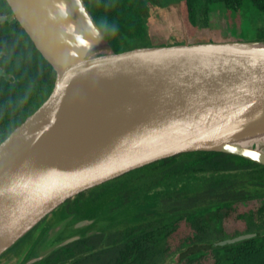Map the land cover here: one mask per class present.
Wrapping results in <instances>:
<instances>
[{"label": "water", "instance_id": "95a60500", "mask_svg": "<svg viewBox=\"0 0 264 264\" xmlns=\"http://www.w3.org/2000/svg\"><path fill=\"white\" fill-rule=\"evenodd\" d=\"M163 1L160 22L184 25V0ZM7 2L56 81L0 142V255L65 200L143 164L209 150L264 165V149L240 142L264 132V40L188 39L115 51L85 0ZM96 221H78L85 230L47 248L61 226L56 220L35 246L39 255L22 264L100 232Z\"/></svg>", "mask_w": 264, "mask_h": 264}, {"label": "trees", "instance_id": "16d2710c", "mask_svg": "<svg viewBox=\"0 0 264 264\" xmlns=\"http://www.w3.org/2000/svg\"><path fill=\"white\" fill-rule=\"evenodd\" d=\"M85 1L115 51L148 45L142 38L152 19L149 4L160 0ZM204 2L199 15L200 0H184L183 18L192 34L209 26L214 5L235 13L245 12L247 5L264 11V0ZM11 14L7 0H0V64L13 75L10 80L0 76V142L47 98L56 81L52 64L20 22L8 19ZM249 39L264 40V26ZM73 200L86 217L134 200L156 203L151 212L102 229L108 232L105 245L117 248L111 264H165L178 254L180 264H264V165L251 159L221 151L183 152L104 180ZM240 204L259 205L238 212ZM231 215L244 227L233 234L225 228ZM245 232L256 235L214 245ZM103 238L104 234H93L69 246L103 245ZM208 255L211 262H204Z\"/></svg>", "mask_w": 264, "mask_h": 264}, {"label": "rangeland", "instance_id": "374dc122", "mask_svg": "<svg viewBox=\"0 0 264 264\" xmlns=\"http://www.w3.org/2000/svg\"><path fill=\"white\" fill-rule=\"evenodd\" d=\"M11 19H14L15 16L13 14L9 15ZM177 16V15H176ZM163 18V17H162ZM174 22H178V17L174 19ZM184 19V18H183ZM263 21L264 14L259 15L253 7H248L246 11H240L238 13L227 11L220 4L214 5V9L211 10V14L209 17V27L202 29V31L192 34L188 31L187 24L184 21V25L180 22V26L178 24H174L169 22L166 24V21L159 22L158 24L151 23L150 25V33L142 40L146 42L148 45H164V44H172L176 42H186L188 39L190 41H202L208 40L211 38H215L217 40H239L236 37H243L240 40H250L249 37L252 36L254 31L260 28L261 24L259 20ZM233 20L232 22H229ZM164 23V24H163ZM231 23V25H230ZM260 24V25H259ZM231 26L234 27V31L230 30ZM178 27V28H177ZM199 30V29H198ZM146 46V45H143ZM73 196L71 197V199ZM259 205V204H258ZM257 204H248V205H237L236 210L238 212L244 211V209L250 207H257ZM156 209V203L151 201H141L134 200L129 204L123 207H109L106 208L101 214L96 217L100 219V224L106 225H116L124 219L135 218L138 214H145ZM62 216L61 210L59 211L58 207L49 213L45 218H43L30 232L27 236L17 241L11 248H9L6 252L0 255V264H17L12 259L13 256L11 254L19 255L24 252V255L27 256L28 253L31 252L29 256L34 254L33 249V240L34 238L40 234L43 226L46 227L52 223H55L57 219H60ZM45 224V225H44ZM225 228L229 233H235L236 230H242L244 227L241 226V223L235 218L233 215L229 216L225 220ZM49 246V245H48ZM47 246V248H48ZM50 248V247H49ZM32 250V251H31ZM21 251V252H20ZM35 255V254H34ZM11 256V258H10ZM179 254L174 255L173 257L166 260L165 264H180ZM19 258H17L18 260ZM212 258L210 255L205 256L204 262H211Z\"/></svg>", "mask_w": 264, "mask_h": 264}, {"label": "flooded vegetation", "instance_id": "af4514ba", "mask_svg": "<svg viewBox=\"0 0 264 264\" xmlns=\"http://www.w3.org/2000/svg\"><path fill=\"white\" fill-rule=\"evenodd\" d=\"M149 5H150L149 15L152 17V19H149V21L147 23V27L149 30L148 34L151 36V33H150L151 32L150 31L151 23L158 24L160 22L159 14H167L166 13L167 9H166V3L163 0H160V2L157 1L155 3H150ZM153 5H154V7H153ZM221 6H223V5H221ZM204 7H205L204 0H202V1L200 0L199 7H198L199 8L198 9L199 15H201L202 11H204ZM252 7L256 10L257 13H259V15L264 14V11L260 10L258 7L254 6V5ZM225 9L227 11H229L227 8H225ZM210 14H211V10H210ZM8 19L13 20L10 18V16L8 17ZM232 21L233 20H231L229 22H232ZM263 22H264V19H263V21H261V19L259 20L260 24ZM230 25H231V23H230ZM260 26H264V24H261ZM230 30L233 32L234 27L232 28V26H231ZM1 53H2V51H0V55H1ZM0 70L3 72V74H0V76H3L6 80H10L13 77V75L9 74L3 68V66H1V64H0ZM123 206H125V205H122L119 207H123ZM58 209H59V211L61 210V213H62L61 218L57 219L59 224H61L60 229H59V231L54 232L52 234V236H50V238H47L48 240L46 239L47 241L45 242V247H47L49 244H53V243H55L61 239H64L66 237H70L73 234H75L76 232L78 233L79 231L85 230V227H83V226L82 227L76 226V223L78 221L84 220L86 218L97 219V217H96L97 215L96 216H87V217L84 216V211H80L78 209V204L75 200H73V198L72 199L69 198V199L65 200L62 204H60L58 206ZM98 222L99 221H96L95 223H98ZM50 227H51V225H48L46 227L43 226L40 234H38L34 238L33 249H34L35 255H39V249H40V247H39V249H36L35 246L37 245L39 240H41V241L43 240L47 230ZM100 227L104 228L106 226L100 225ZM94 234H104V238L102 241L103 245L78 246V247L69 246L70 243L76 241V240H74V241L68 243L67 245H65L63 247L52 250L46 256H44L43 258H40L39 260H36L35 262H33L31 264H111V263H113L114 259H116L117 248L107 247L105 245V240L107 239L108 232L103 231L101 229L100 232H96ZM77 240H79V239H77ZM30 254H31V252L28 253L27 256L24 255V252H22L19 255L11 254V256H13L12 259H14V261H12V262H16L17 264H22L25 260H27L28 257H30L29 256ZM11 256H10V258H11ZM17 258H19V259L17 260Z\"/></svg>", "mask_w": 264, "mask_h": 264}, {"label": "bare ground", "instance_id": "6f19581e", "mask_svg": "<svg viewBox=\"0 0 264 264\" xmlns=\"http://www.w3.org/2000/svg\"><path fill=\"white\" fill-rule=\"evenodd\" d=\"M71 108V104L69 105ZM240 142L249 147L264 149V132L261 134L252 135L251 137L243 138Z\"/></svg>", "mask_w": 264, "mask_h": 264}, {"label": "crops", "instance_id": "0c3cea01", "mask_svg": "<svg viewBox=\"0 0 264 264\" xmlns=\"http://www.w3.org/2000/svg\"><path fill=\"white\" fill-rule=\"evenodd\" d=\"M208 27H209V26H208ZM208 27H206V28L208 29ZM202 29H204V28H202ZM202 29H199V30L197 29V31H196L195 33L198 34V32L202 31ZM195 33H194V34H195ZM212 39L217 40V39H215V38H211V39H208V40H212Z\"/></svg>", "mask_w": 264, "mask_h": 264}]
</instances>
